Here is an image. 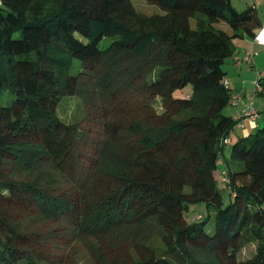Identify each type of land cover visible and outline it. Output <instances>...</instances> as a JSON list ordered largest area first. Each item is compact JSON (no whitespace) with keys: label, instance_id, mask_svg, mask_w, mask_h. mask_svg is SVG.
I'll return each mask as SVG.
<instances>
[{"label":"trees","instance_id":"obj_1","mask_svg":"<svg viewBox=\"0 0 264 264\" xmlns=\"http://www.w3.org/2000/svg\"><path fill=\"white\" fill-rule=\"evenodd\" d=\"M147 1L160 13L0 0V264H68L77 236L97 264H264V121L229 146L226 202L214 176L238 122L222 112L235 92L222 64L261 20L230 0ZM64 98L82 113L62 119ZM196 203L205 213L187 221ZM145 226L161 248L136 242Z\"/></svg>","mask_w":264,"mask_h":264},{"label":"rangeland","instance_id":"obj_2","mask_svg":"<svg viewBox=\"0 0 264 264\" xmlns=\"http://www.w3.org/2000/svg\"><path fill=\"white\" fill-rule=\"evenodd\" d=\"M129 2L132 5L133 9L141 14L148 15L152 13H160L159 8L156 5L148 2L147 0H129ZM230 4L237 11L243 10L247 6L253 5L257 16L259 17L261 22H264V0H230ZM192 22L193 19H191V23ZM212 26L216 29H221L227 33H231L229 27L223 21L219 20L217 22H213ZM107 42V39H103L99 43V46L102 47ZM231 44L233 48L232 55L230 57H227L222 64V68L225 70L224 79L226 83H229L230 87L233 86L235 90L239 91L245 90V93L248 94L247 96H252L251 103H253V100H257V110L260 111V116L257 121L258 124H261L264 121V93H257L256 95H254L253 82L257 77V73L262 74L264 82V46L253 45L251 39L241 33L238 36L231 38ZM249 49L253 50V56L251 58L254 62L253 66L250 67L249 63L242 61L240 69H236L235 67H237V65H235L234 60L232 62V56L237 58L242 57L244 55V52ZM189 92L190 86L186 85L180 90H175L173 92V96L186 97ZM254 107L255 105L253 106V109ZM76 108L77 101L75 98H64L56 105L55 112L62 119L71 120L73 118H76L78 114L82 113L81 108ZM155 109L159 111L158 103H155ZM222 112L224 114L230 115L233 119L236 118V111L234 107H231L229 104L225 106ZM224 157L227 158L228 155L225 154ZM222 167L223 160L219 158L217 161V168L214 172L215 185L220 192L222 201L226 202L228 199V189L223 181V174H221ZM260 206L264 211V203H262ZM204 213V205L202 203H196L189 205L187 211H185L184 213V217L187 221H189L192 219H196L198 217V214L204 215ZM204 228L207 232L212 231V218L207 222ZM136 236L137 243H147L149 245H155L161 248V242L158 239V233L156 231H151V228L149 226H145L144 229H139ZM95 245L96 244L92 238L77 236L75 241L70 244L68 249V251L70 252L68 264H97L98 258L97 252H95L94 250ZM139 247L137 246V249H139ZM254 247L255 243L253 242L245 243L244 245H242L239 253L237 254V259L243 260L251 256L254 252Z\"/></svg>","mask_w":264,"mask_h":264},{"label":"crops","instance_id":"obj_3","mask_svg":"<svg viewBox=\"0 0 264 264\" xmlns=\"http://www.w3.org/2000/svg\"><path fill=\"white\" fill-rule=\"evenodd\" d=\"M253 45H255V44H253ZM256 46H259V45H256ZM233 57L234 56H232V62H233ZM241 63L237 67H235V66L234 67L236 69H240ZM253 64H254L253 59H251V62H250L251 67L253 66ZM226 84H227L228 88H230L232 91L237 92L240 95L241 100L237 103L236 106H234V109L236 111V115H235L236 118L235 119H238V122L233 127L231 132L227 135V137H226L227 141L225 143H223L222 150H221V153H222L221 159L222 160H224L225 154L228 155L229 146L232 142H234L239 137L246 136L247 134L252 132L257 125H259L257 119L260 116V111L257 110V100L255 99V100H253L252 107L255 105L254 109L257 113V116L253 119L247 118L243 114V108H244L245 103L247 101V97H248L247 95L248 94L245 93V90H243V91L235 90V88L233 86H231V87L229 86L228 82ZM253 94L256 95L257 93H253Z\"/></svg>","mask_w":264,"mask_h":264},{"label":"built area","instance_id":"obj_4","mask_svg":"<svg viewBox=\"0 0 264 264\" xmlns=\"http://www.w3.org/2000/svg\"><path fill=\"white\" fill-rule=\"evenodd\" d=\"M253 6V5H252ZM254 7V6H253ZM252 44H255V45H259V46H264V22H261V24L255 29L254 31V34H253V37H252ZM253 56V50L252 49H249V50H246L244 52V55L242 57H233V60L235 62V65H240V63L242 61H245L247 63L250 64L251 62V58ZM262 77V74L260 73H257V77L256 79L254 80L253 82V88H254V92L257 91H261L263 86L261 85L259 79ZM223 84L226 85V81L225 79L223 80ZM241 100V97L238 93L236 92H232L230 94V97H229V100H228V104L230 106H236L237 103ZM251 100H252V96H248L247 97V101L245 103V106L243 108V114L247 117V118H255L257 116V113L256 111L253 109L252 107V103H251ZM227 141V139H222V143H225ZM221 173L224 174V172L222 171ZM223 181L224 182H227V178L224 177L223 178Z\"/></svg>","mask_w":264,"mask_h":264}]
</instances>
